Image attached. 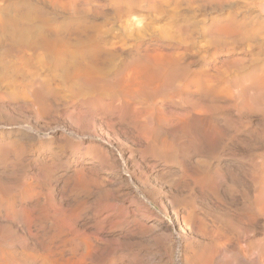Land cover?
I'll return each instance as SVG.
<instances>
[{
    "label": "rangeland",
    "instance_id": "1",
    "mask_svg": "<svg viewBox=\"0 0 264 264\" xmlns=\"http://www.w3.org/2000/svg\"><path fill=\"white\" fill-rule=\"evenodd\" d=\"M60 1H63V0H60ZM65 1L69 2L70 0H64L62 3H65ZM98 1L102 2V4L103 3L105 4V0H98ZM147 1H149V0H144V2H147ZM191 1H193L194 3L190 2V0H186L185 1L186 4L182 1H180L181 3L179 2L180 3L179 5H181V6L178 5L179 7L178 6L173 7L174 5H172L171 3H169L168 5H164L165 7L162 6L163 10L165 8V11H166V7L168 8V6L172 8V9L171 8L167 9L168 10V11H166L167 14L164 12L165 19L169 15H171L172 13L178 12V13L172 15L174 17H177V19L179 20V21H177L178 24L177 23L175 24V26L178 25V27H175V28H180V31L181 30L183 32L185 31V33L188 34L189 45H186V46H185V44H181L179 46L175 45V48L171 51L175 52L174 55H176V53L179 51V55L177 53L176 58H177L180 65H183V66L185 65L186 67L189 66V68L188 67L187 68H188V74H190V75H187L185 77V80L183 78V79H180L181 81H179V82L176 81V84L174 83L173 87L171 89H169L168 91H164V92L160 91L159 93L156 92L155 96L153 95V96H151L152 98L151 97L148 99L146 98V100L143 98V105L147 106L146 108L149 111L151 109L150 112L153 111L151 114L154 115L155 111L158 109L156 111V114L160 110L158 115L160 114V116L163 117L161 120H157L154 116H153V118L152 117L149 118L146 125L150 126V124H151L152 126L145 127L144 129H147V130L149 129V130L143 131L144 130L143 129L142 130L143 133H141L139 128H138V132H137L136 127H139V126H136L135 123L131 124L130 122H127V118L123 116L122 110L116 111V110H114V108L111 107L110 100L113 97L115 98V96L113 94H111L109 92H103V91L100 92V90H98V92L96 93V91H94L93 89L92 90L89 89L88 85L83 84V81H82L83 76L77 75V74L73 75L72 69L68 68L69 69L68 70L67 67L65 68V66H63V65L62 66L64 68L59 67V66H61V64L60 65L57 64L58 66L57 65L55 66L53 62H50L48 60H47V62L46 61L40 62V61H37L36 59L32 60L33 62L30 61L29 63L26 61H22V62L20 60L18 61L16 58H14V56H12L13 54L11 52L12 51L11 48L13 46H11L9 42H5L8 39L5 38L3 40V38L2 39L0 38V40H1L0 41V49H2V51L0 50V54L2 55V56L0 55L1 56V58H0V72H1L0 73V96L1 97L0 98H3V99H0V147H1L0 148V151H1L0 152V166H2V167H0V171L4 172V173L2 172V174H5V172H6V174L8 172H11V173L7 174V175H9L8 177L6 174H5L6 176L0 174L1 175L0 177L3 176V178L9 179L10 181H14V179L19 180V179H22V177H25V178H23V180H27V181L33 180V182L35 181L34 183L36 185L38 184L37 189L39 188L38 189L39 200L41 199L40 201L42 202V201L46 200L47 197L50 198L51 204L54 202V204L52 206L55 205L54 206L55 208H53V207L52 208H53V211L55 209L54 213L56 216H58L57 213H59L62 210L61 208L66 207V209L68 211V216H69V218H67V219H69V222H67L66 224L70 230V235H73V236L69 235V237H70L69 241H71V242L68 241V244H67L68 247H66V253H65L66 255L64 256V258L65 259L68 258L67 259L68 261L65 262V264H83V263L84 264H108V260H111V258H113V262L111 264H178L179 262H178L177 248H176V242H177L176 240L177 239H176V235L174 234V232H176L177 236L179 235V240L182 241L181 243H183V241H184L183 244H186L187 246H191L194 251L198 252V255H199L198 262L208 261L209 260L208 255L205 252H202V247H201V249H198V248H200V245L201 246L203 245L202 243L205 244V243H207V240H209L208 238L210 236L208 234L211 233V231L208 230L209 227H210V230H212L215 227H223L224 226V231H226L227 228L229 227L228 225H230V218H228L224 212H226V210L231 211V214L233 212V215H235L237 212L234 210L233 207H229L230 204L228 203L229 202L228 194H225L224 196H226V195L227 196L223 198V197H214L213 193L205 192V190L199 191L200 182H198V180H197V182H196L197 187L194 189L195 191L193 190L194 195L187 193L185 195V198H186L185 200L187 201V203H189L188 205L194 206L195 203L197 204L193 208V214L195 216L199 217L198 219H200V220L205 219L203 221L205 223V225H204V223L200 224V221L199 222L197 221L195 223L192 231L183 230V229H181L182 226H176L175 225L172 228L167 226V223L164 219V216H167V217L171 216L172 217L174 215V212L170 208L171 202L174 201L176 204H178V203L181 204L180 203L181 193L179 191L180 190L179 188H181V185H182L181 180L182 179H180V177H185V182H187V183L189 182L191 184L192 180H194L196 177H198V171L197 170L202 169V167H201L202 163L201 162L205 159H208L209 169L213 168L212 170H214L216 167H218L216 169H217L218 173L220 171L219 174H224V175L227 174L228 176H229V174H230V176H232L233 175L232 172L236 173L235 175L237 176V178L245 181L246 189L249 190V192H250L252 189V186L250 184V180H248L249 179V173L251 170L250 164L256 159L255 160L256 162L259 161L257 163L260 166V171H262V173L260 172V175L263 174L262 176H263V180H264V170H263L264 169V166H263L264 165V161H263L264 160V107L262 108V106H264V93H260L259 87L258 86L255 87V84H253V82H252L253 76L258 74L261 70H264V42H258L257 45L255 43H248V44L245 43L242 46H231V47L229 45H227V47H226V45H225L221 49H216V48L210 46L206 42V41H208V39L206 40V33H204L205 37L200 36L199 34L197 36V34H196V33L200 32V31L197 32V30H198L197 28H199L201 25L203 26V28L205 27L204 28V31H205L206 27H209V24H208L209 22L211 23L212 21H215V20L219 21V20H221V17L226 18L228 14L234 15L235 17H237V19L241 20L245 15H248V14H251L252 16L256 15L258 13L257 9L249 10V7L247 6L248 0H226V1H224V0H219V1L218 0H191ZM187 2L189 3V5L187 4ZM222 2H224V3H222ZM196 3L202 4V7L200 10L195 9V6L192 7V5H195ZM145 6L148 8L147 4H145ZM183 6H185V8ZM146 7L137 13V14H139L138 18L141 17V19H142V21H141L142 24H146V23L149 24V21H147L148 11H144V10H146ZM187 7L189 9H187ZM173 8H175V9H173ZM190 8L192 10H190ZM172 10H174L175 12H173ZM180 10H182V11H180ZM105 13L107 15V17H106L107 21L105 22V24H104L105 20L102 18L101 19L96 18V20L95 19L93 20L95 23L101 22L100 24H104L102 27V29H104V30L113 27V30H116L118 32L119 28L121 27L125 32L127 31L126 32V34H127L131 30H133L132 28H135L134 26L137 27V25L133 26V24H130V23L127 24V22H125V17L122 18V20H121L122 23L116 21V19L114 18L115 17L114 13L111 10H109V8H106ZM169 13H171V14H169ZM183 13H186V14L184 16H182ZM193 13H195V14H193ZM235 13H237V14H235ZM144 14H146V16ZM191 14H193V16H191ZM224 14H225V16H224ZM221 15H223L224 17ZM91 16L92 15H90V14L87 16V19L88 20L90 19V21L92 20ZM111 16H113V18ZM186 18L188 20L190 18V20L188 21ZM208 18H210V19H208ZM136 20L137 19H134V22ZM198 20L203 21L202 22L203 24L201 23V21H198ZM163 21L166 22L165 20H163ZM193 21H195V23ZM114 22H115V24H114ZM187 22H189V23H187ZM190 22H191V24H190ZM112 23L114 26L112 25ZM161 23H162V21L160 23L154 24V26L156 28L153 25L151 26V28H153L154 30L155 29L157 30L162 26ZM192 23L194 25H192ZM141 25H139V27ZM157 25H160V26H157ZM191 25L193 26V28ZM185 26H187V27H185ZM193 30H195V33ZM116 31H113V32L116 33ZM191 31H193V32H191ZM190 32H191V38H190ZM181 33L182 32H180V34ZM204 38H205V40H204ZM124 40H126V38H124V39L121 37L116 38V41H119L118 43H120L119 45L123 46L124 44L126 45V43H127L128 45H126V46L124 45L123 47L126 50H128L130 43L132 44V42H131L132 39L128 38L127 42ZM148 40L149 39H147V37L144 38L143 39L144 44H153L154 43V42L152 43V41L149 42ZM195 40L197 43H195ZM1 42L3 43V47L1 46V44H2ZM192 42L195 45H193ZM206 43H207V46L205 45ZM204 46L207 47L208 49L207 48L205 49ZM181 47H184V48H181ZM3 48H5V50ZM7 48H8V50H7ZM124 48H123V50H125ZM209 49L212 52L211 51L208 52ZM175 50L176 51L178 50V51L176 52ZM206 50H207V52H206ZM229 50H231V51H229ZM237 50L239 51L238 53H237ZM202 51H204V52H202ZM7 53H8L10 58L7 56ZM182 54H183L184 58H183ZM184 54H187V55L189 54V55L187 56ZM126 55L127 54H125V53H120V54L116 53L114 55V57L112 59H110V62L106 61L103 63L104 65L101 64L100 69H102L103 74L107 77L112 75V73L115 72L116 67L119 66V65H117L119 63V61L123 57H125V59L126 58L128 59V55L127 56ZM6 56H7V58H6ZM234 56H236V57H234ZM179 58L182 60V62H181V60L179 61ZM112 60H114V61H112ZM115 60L116 61L119 60V61H117L118 63ZM113 62H115V63H113ZM186 62H187V65H186ZM6 63H8V64H6ZM26 63L28 64V66L25 65ZM46 63H48V64H46ZM108 63H112L116 67L113 65L108 67L110 65ZM213 63L214 64L216 63V65H214ZM3 65L5 66V68ZM7 65L8 66L12 65V67L9 66L7 69V67H6ZM205 65L209 66V68L207 69V67ZM217 65L219 67H221L220 68V69H222L221 72L218 69L219 67ZM37 66H39V67H37ZM50 66H51V68L53 67L52 69L55 70V72L57 69V72L55 73L50 68ZM14 67L17 70H15ZM54 67H58V68H54ZM104 67L106 70L104 69ZM210 67H212V68H210ZM12 68H14V69H12ZM46 68H49V69H46ZM60 68H62L63 70ZM22 69H24V71L26 70V73H23ZM30 69L31 70L33 69V70L31 71ZM36 69H38V70H36ZM66 69H67V71H66ZM111 69H112V71H111ZM113 69H114V71H113ZM199 69H200V71H199ZM202 69H203V71L205 69L207 71L205 70L206 72H203ZM209 69L211 71H212V69H214L215 70V71L213 70L214 73L216 72L215 75H213L214 74V73H212L213 71L211 72ZM19 70H21V71H19ZM50 70H51L53 75L50 73ZM216 70L219 71V73ZM27 71H28V73H27ZM30 71H31V73H30ZM61 71H62V73H61ZM11 72L13 73V75H11L12 74ZM59 72H60L61 76H60ZM193 72H195V73H193ZM201 72H203L204 74ZM222 72H226V73H222ZM9 73H11V74H9ZM45 73H47V74H45ZM108 73H110V74H108ZM192 73H193V75H192ZM6 74H7V76H6ZM57 74L59 76H57ZM201 74H203L202 78H200ZM206 74L212 75L214 77L212 78V76H210L209 79L212 78V80H209L206 78L209 75L207 76ZM217 74L219 76H217ZM226 74H228V75L225 76ZM22 75H25L24 77H28L27 81H26V78L24 79V77ZM27 75H29V76H27ZM38 75H41V76H38ZM54 75H56V77H59V78L55 79L56 77ZM194 75L195 76L200 75V77L199 76L194 77ZM220 75H222L223 78H221ZM14 76H16V77L14 78ZM204 76H205V79H204ZM19 77H20V79H19ZM40 77H41V79H40ZM70 77H72V78H70ZM215 77L218 80H216ZM44 78H45V80H44ZM48 78H50V79H48ZM219 78H221V79H219ZM225 78H226V80H225ZM243 78H246L247 80L243 79ZM28 79H30V80H28ZM51 79L55 80L56 82L51 80ZM7 80H8V82H7ZM14 81H16V82L19 81L20 82V83H18L19 86H17L18 84ZM48 81H51V83L49 82L50 85L54 84L53 87H50V85L48 84ZM190 81H192V82H190ZM207 81H210V82H207ZM218 81H220V82H218ZM227 81L230 84H228ZM231 81H233V83H231ZM26 82H28L29 84ZM60 82H62V83L60 84ZM185 82L186 83L188 82V83L186 84ZM204 82H207V83L204 84ZM213 82H215V84ZM222 82H223V84H225V85L227 84L228 86L227 85L222 86L223 85ZM65 83H68V85H66ZM25 84H27V85H25ZM183 84H185L184 86L187 89L184 88ZM197 84H198V86H197ZM206 84L208 86H206ZM213 84H214V86H212ZM219 84L221 85L220 87H219ZM55 85H57V86H55ZM215 85H216V87H215ZM231 85H232V88H230ZM195 86L197 89L195 88ZM237 86L239 87V90L237 89L238 88ZM247 86H248V88H247ZM72 87H74V88H72ZM203 88H205V89H203ZM208 88H209L208 91H209V95H210L211 99L208 97L205 100L206 103H204V105H206V106L201 104V106H204L205 108L204 107L201 108V106H200L199 109L200 110L203 109V111L201 110V112H205V113L208 110V112L210 114L207 112L206 114L202 113L200 115V118L198 117L199 115L197 117H195L196 115L195 116L193 115V117H192L189 113V112H191L190 110H193L192 109L193 107L196 108L195 107L196 106L195 101L197 102V99L201 98L200 95H201L202 91L204 92ZM212 88H215V89H212ZM233 88H235V89H233ZM57 89H59L60 91ZM172 89L175 91H173ZM191 89L196 90V92H194V90H191ZM200 89L202 91H200ZM218 89H219V93L217 91ZM221 89H224L225 91H223ZM231 89H233V90H231ZM243 89H245V90H243ZM48 90H50L51 92L49 91V93H47ZM84 90L86 91V93L84 92ZM20 91H22V92H20ZM172 91H173V94H172ZM185 91L186 92L191 91V92L185 93ZM198 91L200 93H198ZM212 91L215 93L217 91V94L219 96H217V95L215 96V94ZM222 91H223V94L221 93ZM235 91H236V93H235ZM242 91H244V92L242 93ZM161 92H162V94H161ZM167 92L170 93L169 95L172 94L173 96L167 95L168 94ZM18 93H20V94H18ZM66 93H68V94H66ZM174 93H176V95ZM179 93H180V95H179ZM184 93L189 97H187ZM58 94H60V95H58ZM85 94H87V96ZM5 95L7 97H5ZM32 95H34V96H32ZM54 95H56V96L54 97ZM99 95H100V98H99ZM182 95H185L184 97L186 98V100ZM203 95H205V92L202 93L201 96H203ZM212 95H214V97H216V98H214V97L212 98ZM221 95L222 96L224 95V96L222 97ZM61 96H63V97H61ZM225 96H226V99L228 98L229 102H231V103H228V100L225 99ZM15 97H17V99ZM90 97H91V99H90ZM92 97H94V98H92ZM170 97H172V98H170ZM19 98H20V100H19ZM193 98H196V100ZM220 98H223L225 100L224 101L225 104L221 103L223 105L222 108H221V105L218 106V102L219 103L223 102V99H220ZM232 98H234V99H232ZM12 99L14 101H12ZM47 99L48 100L51 99V100L48 101ZM52 99H55V100H52ZM75 99H76V102L74 101ZM175 99H181V100L178 101ZM182 99H184L185 102ZM187 99L192 101V102H193V100H195L193 102L194 104L193 103L190 104L191 102L189 104H187V101H188ZM230 99H231V101H230ZM15 100H18V101H15ZM101 100H103V101H101ZM212 100L213 101L215 100L214 103ZM51 101H52V103H51ZM98 101H101L102 103L101 102L98 103ZM145 101H147V102H145ZM169 101L172 103V105ZM202 101L204 102V100H201L200 102L203 103ZM216 101H217V103H216ZM82 102H83V104H82ZM247 102H248V105H247L248 109H247V107H245ZM20 103L21 104L23 103L22 104L23 106ZM29 103H31V104L29 105ZM96 103H98V104H96ZM146 103H148V104H146ZM175 103H177V104L175 105ZM15 104L17 105V108L13 107V105H15ZM19 104L21 107L18 106ZM161 104L163 106H165L166 108L165 107L163 108L161 106ZM178 104H180L181 107ZM183 104H185V105H183ZM229 104H236V105L231 106ZM34 106H35V109L37 110V112L34 109ZM99 106H101V107H99ZM171 106H173V107H171ZM182 106H183V108H182ZM18 107H20V108H18ZM24 107H26V108H24ZM104 107H106V108H104ZM217 107L221 108V110L223 109V111H221ZM3 108H5V109H3ZM44 108H46V110ZM102 108H103V110L101 111ZM164 109L166 110V113H167V111H170V112H168L166 114ZM187 109H188V111H187ZM235 109L237 110V112ZM2 110H3V112H2ZM162 110H164V112H162ZM182 110L185 113H183ZM219 110L221 111L220 113H218ZM105 111L107 113L109 112L108 113L109 116L107 115V113H105ZM114 111H115V113L116 112H118V113L115 114ZM4 112H6V113H4ZM18 112L20 113L21 117L19 116ZM35 112H36V114H34ZM172 112H173V114H172ZM187 112L190 115L189 117H188ZM213 112H215V113H213ZM245 112H247V113H245ZM28 113H30L31 115L33 114L32 115L33 118ZM110 113H112V114H110ZM212 113L215 114L216 116L213 115ZM23 114L26 117H24ZM114 114L116 115V117ZM169 114H171V117L168 116ZM177 114H179L178 115L179 117L177 116ZM184 114L187 116H185ZM208 114H209V116H208ZM8 115H9V117H8ZM210 115H212L214 117H212ZM181 116L184 117V119H181L182 118ZM164 117L165 118L170 117L171 119L167 118V119H165V122H164ZM174 117L175 118L178 117L177 118L178 120L176 119L177 121L181 120V121H179L180 124H178L179 122L175 121ZM223 117L224 118L226 117L225 118L226 120L223 119ZM36 118H38L37 119L38 121L36 120ZM108 118L110 119V121H108ZM114 118L116 119V122L114 121L115 120ZM201 118L202 119L205 118V119L202 120ZM211 118L213 120H215L214 124H215V122L218 123L217 126H216V124L215 125L213 124V126L211 125L213 123L212 122L213 120ZM30 119H31V121H30ZM153 119H154V122H153ZM169 120H170V123H168ZM200 120H202V121H204V123H206L205 125H204V123L201 125L203 126L204 129L207 130V133H205L206 130H203V128L199 126L200 123H202V122H200ZM210 120H212V121H210ZM196 121L199 124H197ZM231 121L235 126H238L237 128H240V129H238L240 131H238L234 125L230 124ZM111 122L114 125H112ZM155 122H157V123H155ZM158 122H159V124H158ZM183 122H184V124H183ZM226 122H228V123L226 124ZM105 123L108 127L105 125ZM109 123H111L110 126L108 125ZM163 123L165 124V126ZM171 123H173V124H171ZM175 123H177V124H175ZM188 123H190V124H188ZM209 123H211V124L209 125ZM170 124H171V126H169ZM153 125H155V126H153ZM173 125H174V127H173L174 129L172 128ZM182 125H184V127ZM196 125L199 127H197ZM226 125L227 126L228 125L234 126V128L231 126H230L231 128L229 126L227 127ZM28 126H30V127L32 126V128L33 127L34 128L31 129ZM118 126H120V127H118ZM156 126L158 127V129L155 128ZM193 126H195V127L193 128ZM221 126H222V129H221ZM128 127L130 128V130ZM152 127H154L155 129ZM127 128H128V130H127ZM168 128L170 130H173V131L168 130ZM183 128H185V129H183ZM216 128H218V130ZM227 128L230 130H228ZM162 129H163V131H162ZM181 129H183V130H181ZM188 129H189V131H188ZM193 129L198 130L200 132H198V131L194 132ZM210 129H212L213 131L210 132ZM132 130L133 131L135 130L136 132H133ZM154 130H155V132H154ZM175 130H177V131H175ZM184 130H186V132ZM215 130H216V133H215ZM183 131H184V134H183ZM190 131L194 132L195 134L190 132ZM201 131H203L202 136L200 134ZM229 131H231V132H229ZM153 132L155 134H153ZM164 132H168V133H164ZM180 132H181V134H180ZM212 132H213V134L215 133V135H213ZM217 132H219L220 134ZM224 132L225 133L227 132V134L225 135ZM247 132H249L250 134ZM158 133H159V135H158ZM169 133H171L170 135H172V133H173V135L170 136ZM189 133L192 135L190 136ZM134 134H136V135H134ZM142 134H143V136H142ZM151 134L153 136H151ZM196 134H198V135H196ZM232 134H233V136H232ZM235 134L238 136V138L236 137ZM260 134L262 137L259 136V139H258L255 135H260ZM129 135L131 138H128ZM156 135H158V136H156ZM179 135H181V136H179ZM186 135L188 137H186ZM199 135L203 138V142H202V139ZM221 135H223V138L226 137L225 140L223 138H221L222 137ZM229 135H230L231 139L229 138ZM245 135H246V137H245ZM253 135L255 136V139L257 138L258 141L257 140L255 141ZM166 136H168V137H166ZM195 136H197L199 139L197 137L195 138ZM99 137H100V139H99ZM155 137H157V140L155 139ZM250 137L251 138L253 137V138L251 139ZM141 138H143V139H141ZM160 138L161 139L165 138L164 141L165 140H167V141L164 142ZM182 138L185 139L184 140L185 142L182 141L183 140ZM212 138H214V139H212ZM220 138L222 139V141L224 140V143L227 142L226 143L227 145H229V146L231 145L230 146L231 148L229 147L230 149L227 153H226V151L224 153H222L221 150L218 151L219 149H221V147L224 144L222 142V143H220V145H222V146L219 145V142H221ZM227 138H229V139H227ZM240 138H243V139L248 138L247 140H249V141H247L245 139H244V141H247V143H249V146L246 145V142L243 143V140ZM129 139L130 140L132 139V140L130 141ZM139 139H141V141ZM194 139L195 140L197 139V141L200 140V141H198L200 143H198V145H197V141L195 142ZM237 139H240V140H237ZM152 140H154L155 142ZM231 140H232V143H231ZM160 141H162V142L160 143ZM191 141H193L195 143L197 148L194 145V143H192ZM214 141L218 142V143H215ZM236 141L237 142L240 141L242 143V145L240 142L237 143ZM250 141L252 142L253 147L257 145L256 147H254L255 149L252 147V145H250V143H251ZM261 141H263V144ZM156 143H157V145H156ZM191 143H192V145H191ZM202 143H204V145H205L204 147H206L207 143H208L207 148H210V149L202 147L203 146ZM233 143H235V145L237 143V145L233 146ZM198 146L200 148H198ZM251 147L253 148V150ZM256 148H260L259 149L260 151L258 152V149H256ZM131 149H133V152ZM198 149H199V151H198ZM205 149H207V150H205ZM202 150H204V151H202ZM136 151H138V152H136ZM139 151H140V153H139ZM141 151L143 152V154ZM205 151H207V152H205ZM204 152L208 154V157L212 156L211 159H209L207 157V154H205ZM229 152H231L232 154ZM252 152H254L255 154ZM97 153H98V155H97ZM131 154H133L134 156ZM138 154H140V155H138ZM197 154H198V156H197ZM94 155L97 157H95ZM203 155H205L206 157L204 158ZM261 158H263V159H261ZM189 162L190 163L192 162V163L190 164ZM197 162H199V163H197ZM199 164H201V165H199ZM26 165H28V166H26ZM188 165H190V166H188ZM193 165H194V167H193ZM248 165H249V167H248ZM9 166H11V167H9ZM196 166L198 169L196 168ZM199 166L201 168H199ZM184 167H185V169H184ZM189 167L190 168L192 167V169H190ZM43 169H45L46 171ZM179 169H181V170H179ZM226 169L228 170L229 174L227 173ZM229 169L231 170V172ZM159 171L161 172V174ZM179 171H181V173L184 171L182 173L183 175ZM248 171H249V173H248ZM162 172L163 173L167 172V174L164 173L165 174L164 175ZM188 172L191 173L192 177H194V176H196V177L192 178L189 175L190 173H188ZM20 173H22V174H20ZM35 173L38 174V176ZM171 173H172V175H171ZM194 173H195V175H192ZM10 174H12V175L10 176ZM185 174H186V176H185ZM25 175H27V176H25ZM170 175L171 176L175 175V176H173L174 177L173 178ZM20 176H22V177H20ZM230 176L229 177L226 176L227 182H229L228 179L230 180L232 178ZM37 177H39V178H37ZM161 177H163V178H161ZM242 177H244V178H242ZM28 178H30V179H28ZM171 178H173V179L171 180ZM188 178H191V179H188ZM40 179H41V182H40ZM189 180H191V182ZM230 182H231V180H230ZM45 184H47V185H45ZM175 184H176V186H175ZM39 185H40V187H39ZM130 185H132V186H130ZM260 185H261L260 188L263 187L262 190H264V182H262ZM177 187H178V189H177ZM171 188H173V189H171ZM168 189H169V191H168ZM175 190H176V192H175ZM187 190H188V188H187ZM187 190H185L184 194L186 193ZM237 190H238V192L236 194H234V198L236 200L240 199V194H241V192L239 191V188H237ZM50 192H51V194H50ZM203 192L205 194L204 197L202 196ZM172 193L174 195H172ZM44 194H46V196ZM184 194H183V196H184ZM188 196H190V198H188ZM192 196L194 199L197 200V201L196 200L194 201L195 203L191 202L194 200V199L191 200ZM194 196H196V197H194ZM197 196H198V198H197ZM171 197H174V198L171 199ZM212 197H213V199H212ZM218 198L220 200H218ZM189 200H191V201H189ZM149 203H152L153 206L148 207L149 205H147V204H149ZM58 206L61 207V208L59 207L60 210L58 209ZM146 206H147V209H146ZM196 206L197 207L199 206L198 209L196 208ZM195 209L197 211H194ZM172 212H173V215H172ZM178 212L179 213L182 212L180 208H178ZM234 212H236V213H234ZM97 213H99V214H97ZM208 213H210V214H208ZM111 215H115V217H114L115 220L111 217ZM214 215L217 217H214ZM225 216L228 219L227 221H226ZM59 218L57 217V219H59ZM106 218H109L110 220L112 219L113 221L116 222V223L114 222L116 225H114V227H113V229L114 228L115 229L114 230L111 229L113 236H111V235L107 236L104 234L108 229V227H106L107 229L104 228L107 224V221L105 220ZM124 222H125L126 226L124 225ZM259 222L260 223H258V226H257L258 228H256V230H258V231H256V230H255V232L254 231L253 232L248 231L249 232V233L247 232L248 235L246 233V234L242 235V238L245 237L246 239H249V240H255V239L263 238L264 237V228H263L264 227V219H260ZM99 223H101V225H99ZM197 223H199V225ZM196 224H197V228H196ZM259 224H261L263 227L261 225H260L261 226L260 227ZM70 225H71V228H70ZM206 225L208 226V229H207ZM74 226H75V228H74ZM99 226H101V227H99ZM201 226H204L206 228L205 230H206L207 234H205L204 233L205 231L203 232V230L200 234L198 233V232H200ZM72 228H73V230H72ZM260 230H261V232H260ZM71 231L74 233H72ZM188 232H190V233H188ZM203 234L208 235V237L206 236L207 237L206 238L205 235H203ZM85 243L87 244V246ZM199 243H200V245H199ZM90 247H92V248H90ZM108 249L109 250L111 249V250L109 251ZM112 249H113V251H112ZM96 250H97V252H96ZM75 251H76V253H75ZM98 251H100V252H98ZM102 251L104 253H102ZM68 252L71 255H69ZM111 252L113 253V257H111L112 256ZM98 253L100 254L101 257H99L97 255ZM56 255L57 256L59 255L58 252L56 253ZM56 255H55V257H56ZM108 255L109 256L111 255V256L109 257ZM106 256H108V257H106ZM104 258H106V259H104ZM257 258L258 257L256 255H253V256L247 258L245 261L241 260V264H245V263L246 264H256ZM55 259L59 260L61 258H59V256H58ZM103 259L106 261H104ZM223 260L224 259H222V256H217L215 258L216 262L214 260H213V262L218 264V263H220V261L222 262ZM228 260H229V258H228ZM251 261H253V262H251ZM198 262L197 263L195 262L194 264H198ZM37 264H39V263H37ZM190 264H192V263H190Z\"/></svg>",
    "mask_w": 264,
    "mask_h": 264
},
{
    "label": "bare ground",
    "instance_id": "2",
    "mask_svg": "<svg viewBox=\"0 0 264 264\" xmlns=\"http://www.w3.org/2000/svg\"><path fill=\"white\" fill-rule=\"evenodd\" d=\"M64 1V0H63ZM63 1H60V0H0V38L3 40L6 38L8 39L7 41L5 42H9L11 46H13L11 48V52H12V56H14V58H16L18 61L20 60L21 62L22 61H26V62H30L32 60H37V61H40V62H47L50 61V62H53L54 65L56 66L57 64H61V66L59 67H62L64 68L63 66H65V68L67 67V69H72V74H77V75H81L83 76L82 77V81H83V84H86L89 86V89H93L94 91H96V93L98 92V90L103 91V92H109L111 94H113L115 96V98L113 97L111 100H110V105L112 108H114V110H122L123 111V116L127 118V122H130L131 124L135 123L136 126H139V127H136L137 129V132H138V128L139 130L142 132V130L145 128V127H148L146 124H147V121L149 118H153V116L157 119V120H161L163 117L160 116V114L158 115V113L156 114V110L155 111V114H151L152 112L151 109L150 111L146 108L147 106H144L143 105V98L146 100V98H150L151 96H155V93L156 92H164V91H168L169 89H171L173 87V84L175 83L176 84V81L179 82L181 81L180 79H183L185 80V77L187 75H190L188 74V68L189 66H183V65H180L178 60H177V53L179 55V51L177 52L176 50V55H174L175 52H172L171 50H173L175 48V45H181V44H185L186 45H189L188 43V40H189V37H188V34L185 33V31L183 32L182 30L180 31V28H175V27H178L175 26V24L177 23V21H179L177 19V17H174L172 16L173 14H176V13H169L171 15H167L168 17L165 19V16H164V12L166 13V11H168L167 9L168 8H171L168 6V8L166 7V11H165V8L163 10L162 6L165 7L164 5H168L169 3H171L172 5H174L173 7H177L182 1L186 4V0H149L147 2H144V0H105V4L102 2H99L98 0H70L69 2L65 1V3H62ZM219 1V0H218ZM226 1V0H224ZM180 2V3H179ZM190 2H193L190 0ZM204 2V1H203ZM206 2V1H205ZM208 2V1H207ZM221 2V1H220ZM247 2V1H246ZM194 3V2H193ZM224 3V2H222ZM145 4H147L148 8L145 6ZM187 4L189 5V3L187 2ZM226 5V4H225ZM171 6V5H170ZM181 6V5H179ZM178 6V7H179ZM186 6V5H185ZM185 6H183L185 8ZM195 6V9L197 10H200L201 7H202V4L201 3H196L195 5H192V7ZM247 6L249 7V10H255L257 9V14L256 15H251V14H248V15H245L241 20L240 19H237V17H235L234 15H227L226 18H222L221 17V20L219 21H212L211 23L209 22V27H206L205 31H204V28L203 26L201 25L199 28H197V32L199 33H196L197 36L198 34L200 36H204V33H206V40L208 39V41H206L210 46L216 48V49H221L223 46L226 45H229L230 47L231 46H242L244 45L245 43L248 44V43H255L257 45L258 42H264V0H248L247 2ZM146 7V10L144 11H148V19L147 21H149V24L146 23V24H142V19L141 17L138 18V15L137 14L140 10L144 9ZM247 7V8H248ZM106 8H109V10H111L113 13H114V18L116 19V21L118 22H121L122 18L125 17V22H127V24H133L134 25H137L134 26L135 28H132L133 30H131L130 32H128L126 34V32L120 27L118 32L116 30H113V27L112 28H108V29H102L103 25L105 24V22L107 21L106 17V13H105V10ZM172 9V8H171ZM175 9V8H173ZM187 9H189L187 7ZM179 10V9H178ZM190 10H192L190 8ZM170 11V10H169ZM173 12H175L174 10H172ZM182 11V10H180ZM194 11V10H193ZM192 11V12H193ZM221 11V10H220ZM180 13V12H179ZM196 13V12H195ZM193 13V14H195ZM202 13V12H201ZM220 13V12H219ZM224 13V12H223ZM233 13V12H232ZM92 15L91 18L92 20L90 21V19L88 20L87 19V16L88 15ZM167 14V13H166ZM186 13H183L182 16H184ZM193 14H191V16H193ZM237 14V13H235ZM106 15V16H105ZM146 16V14H144ZM180 15V16H181ZM188 15V14H187ZM201 15V14H200ZM190 16V15H189ZM190 16V17H191ZM209 16V15H208ZM213 16V15H212ZM223 16V15H221ZM225 16V14H224ZM223 16V17H224ZM105 17V18H104ZM113 18V16H111ZM187 17V16H186ZM197 17V16H196ZM204 17V16H203ZM202 17V18H203ZM90 18V17H89ZM96 18H102L104 19V24H100V23H95L93 20ZM109 18V17H108ZM114 19V20H115ZM134 19H137L135 22H134ZM145 19V18H144ZM187 19V18H186ZM205 19V18H204ZM210 19V18H208ZM213 19V18H212ZM217 19V18H216ZM223 19V20H222ZM124 20V19H123ZM146 20V19H145ZM163 20H165L166 22H164ZM185 20V19H184ZM188 20V19H187ZM190 20V18H189ZM188 20V21H189ZM197 20V19H196ZM195 20V21H196ZM203 20V19H202ZM110 21V20H109ZM144 21V20H143ZM161 23V27L159 29H153L151 28V26L154 24H157V23ZM186 21V20H185ZM195 21H193L195 23ZM198 21H201V20H198ZM113 22V21H112ZM164 22V23H163ZM197 22V21H196ZM203 21H201L202 23ZM208 22V21H207ZM109 23V22H108ZM122 23V22H121ZM144 23V22H143ZM182 23V22H181ZM189 23V22H187ZM198 23V22H197ZM115 24V22H114ZM142 24V25H141ZM178 24V23H177ZM191 24V22H190ZM203 24V23H202ZM107 25V24H106ZM113 25V23H112ZM122 25V24H121ZM139 25H141L139 27ZM183 25V24H182ZM192 25H194L192 23ZM191 25V26H192ZM200 25V24H199ZM114 26V25H113ZM118 26V25H117ZM123 26V25H122ZM157 26H160V25H157ZM198 26V25H197ZM196 26V27H197ZM155 27V26H154ZM184 27V26H183ZM187 27V26H185ZM156 28V27H155ZM158 28V27H157ZM191 28V27H190ZM189 28V29H190ZM193 28V26H192ZM117 29V28H116ZM182 29V28H181ZM184 29V28H183ZM127 30V29H126ZM192 30V29H191ZM113 31H116V33H114ZM189 31V30H188ZM194 33H195V30H193ZM191 31V32H193ZM180 32H182L180 34ZM191 32H190V38H191ZM193 36V35H192ZM196 36V37H197ZM117 37H121V38H126V41L127 42V39H132L131 42L132 44L130 43L129 45V49L126 50L123 46L125 45H119L120 43H118L119 41H116V38ZM149 39L148 41H152L153 44H144L143 42V39L146 38ZM208 37V38H207ZM193 39V38H192ZM2 40V41H3ZM121 40V39H120ZM146 40V39H145ZM194 40V39H193ZM205 40V38H204ZM1 41V40H0ZM122 42V41H121ZM129 42V41H128ZM2 43V42H1ZM188 43V44H187ZM193 43V42H192ZM195 43L196 40H195ZM207 43L205 44L207 46ZM7 45V44H6ZM126 45H128L126 43ZM125 45V46H126ZM193 45H195L193 43ZM1 46L3 47V43L1 44ZM228 46V47H229ZM1 47V48H2ZM5 47V46H4ZM8 47V46H7ZM125 50H123V48ZM205 47V46H204ZM203 47V48H204ZM248 47V46H247ZM6 48V47H5ZM5 48H3L5 50ZM127 48V47H126ZM179 48V47H178ZM181 48H184V47H181ZM188 48V47H187ZM193 48V47H192ZM202 48V47H201ZM207 47H205L206 49ZM235 48V47H234ZM10 49V48H9ZM196 49V48H195ZM204 49V50H205ZM208 49V48H207ZM211 49V48H210ZM208 50L211 51V50ZM225 49V48H224ZM228 49V48H227ZM233 49V48H232ZM237 49V48H236ZM2 51V49H0ZM8 50V48H7ZM192 50V49H191ZM231 51V50H229ZM243 51V50H242ZM184 52V51H183ZM182 52V53H183ZM204 52V51H202ZM207 52V50H206ZM212 52V51H211ZM226 52V51H225ZM239 51L237 50V53ZM6 53V52H5ZM9 53V52H8ZM7 53V56L9 57ZM116 53H125L128 55V59L125 57H123L119 63L117 65L119 66H115L113 65L112 63H108L110 64L108 67H110L111 65L115 66L116 69H115V72L112 73V75H110L109 77L105 76L102 72V69H100V66L101 64L104 65L103 63L106 62V61H109L110 62V59H112L114 57V55ZM189 53V52H188ZM192 53V52H191ZM235 53V52H234ZM3 54V53H2ZM181 54V53H180ZM209 54V53H208ZM214 54V53H213ZM212 54V55H213ZM1 55V54H0ZM124 55V54H123ZM126 55V56H127ZM184 55H187V54H184ZM189 55V54H188ZM187 55V56H188ZM2 56V55H1ZM0 56V58H1ZM6 56V58H7ZM183 56V54H182ZM202 56V55H201ZM121 57V56H120ZM207 57V56H206ZM232 57V56H231ZM236 57V56H234ZM4 58V57H3ZM10 58V57H9ZM13 58V57H12ZM117 58V57H116ZM182 58V57H181ZM184 58V56H183ZM214 58V57H213ZM229 58V57H228ZM5 59V58H4ZM200 59V58H199ZM14 60V59H13ZM181 59L179 58V61ZM7 61V60H6ZM114 61V60H112ZM192 61V60H191ZM214 61V60H213ZM229 61V60H228ZM5 62V61H4ZM8 62V61H7ZM11 62V61H10ZM33 62V61H32ZM182 62V60H181ZM180 62V63H181ZM188 62V61H187ZM187 62H186V65H187ZM12 63V62H11ZM10 63V64H11ZM18 63V62H17ZM115 63V62H113ZM209 63V62H208ZM4 64V63H3ZM8 64V63H6ZM19 64V63H18ZM17 64V65H18ZM34 64V63H33ZM36 64V63H35ZM48 64V63H46ZM184 64V63H183ZM214 64V63H213ZM220 64V63H219ZM222 64V63H221ZM25 65L28 66V64L26 63ZM31 65V64H30ZM40 65V64H39ZM43 65V64H42ZM51 65V64H50ZM53 65V66H54ZM63 65V66H62ZM107 65V64H106ZM105 65V66H106ZM211 65V64H210ZM216 65V63L214 64ZM4 66V65H3ZM10 66V65H9ZM8 65L6 66L7 69L9 67ZM15 66V65H14ZM26 66V67H27ZM34 66V65H33ZM44 66V65H43ZM58 66V65H57ZM112 66V67H113ZM206 66V65H205ZM204 66V67H205ZM218 66V65H217ZM221 66V65H220ZM12 67V65L10 66ZM25 67V66H24ZM36 67V66H35ZM39 67V66H37ZM49 67V66H48ZM111 67V68H112ZM207 69L209 68V66H206ZM219 67V66H218ZM3 68V67H2ZM5 68V66H4ZM15 68V67H14ZM12 68V69H14ZM51 68V66H50ZM53 68V67H52ZM51 68V69H52ZM54 68H58V67H54ZM60 68V69H62ZM107 68V67H106ZM191 68V67H190ZM212 68V67H210ZM221 67H219L218 69H220ZM39 69V68H38ZM36 69V70H38ZM44 69V68H43ZM46 69H49V68H46ZM66 69V71H67ZM68 69V70H69ZM105 69V67H104ZM109 69V68H108ZM215 69V68H214ZM212 69V71L214 70ZM217 69V68H216ZM15 70H17L15 68ZM23 73H26V70L24 71V69H22ZM31 70V69H30ZM33 70V69H32ZM31 70V71H32ZM53 70V69H52ZM63 70V69H62ZM106 70V69H105ZM104 70V71H105ZM206 70V69H205ZM202 71L203 72H206V71ZM210 70V69H209ZM208 70V71H209ZM2 71V70H1ZM7 71V70H6ZM13 71V70H12ZM21 71V70H19ZM30 71V73H31ZM45 71V70H44ZM55 72V70H53ZM112 71V69H111ZM114 71V69H113ZM200 71V69H199ZM211 71V70H210ZM211 71V72H212ZM215 71V70H214ZM214 71L212 73H214ZM217 71V70H216ZM233 71V70H232ZM240 71V70H239ZM10 72V71H9ZM18 72V71H17ZM16 72V73H17ZM47 72V71H46ZM56 72H57V69H56ZM55 72V73H56ZM109 72V71H108ZM201 72V73H203ZM219 73V71H217ZM238 72V71H237ZM1 73V72H0ZM12 73V72H11ZM9 73V74H11ZM28 73V71H27ZM50 73L52 74L51 70H50ZM62 73V71H61ZM111 73V72H110ZM108 73V74H110ZM195 73V72H193ZM192 73V75H193ZM216 73V72H215ZM215 73L213 75H215ZM222 73H226V72H222ZM229 73V72H228ZM243 73V72H242ZM5 74V73H4ZM8 74V75H9ZM20 74V73H19ZM47 74V73H45ZM60 74V72H59ZM107 74V75H108ZM204 74V73H203ZM201 74V77L200 75H196V76H199L200 78H202V75ZM210 74V73H209ZM208 74V75H209ZM13 75V73L11 74ZM35 75V74H34ZM42 75V74H41ZM41 75H38V76H41ZM49 75V74H48ZM53 75V74H52ZM72 75V76H73ZM207 75V74H206ZM207 75V76H208ZM228 74H226L225 76H227ZM7 76V74H6ZM17 76V75H16ZM14 76V78L16 77ZM21 76V75H20ZM23 77L25 75H22ZM29 76V75H27ZM56 77V75H54ZM57 76H59L57 74ZM61 76V74H60ZM194 75V77H196ZM210 76L212 75H209L208 77H206L207 79L210 78ZM217 76H219L217 74ZM216 76V77H217ZM224 76V75H223ZM237 76V75H236ZM252 76V75H251ZM9 77V76H8ZM32 77V76H31ZM30 77V78H31ZM37 77V76H36ZM50 77V76H49ZM67 77V76H66ZM77 77V76H76ZM79 77V76H78ZM191 77V76H190ZM189 77V78H190ZM193 77V78H194ZM214 76H212L213 78ZM215 77V78H216ZM221 78L222 75H220ZM249 77V76H248ZM26 78V81H27V78L28 77H24V79ZM33 78V77H32ZM31 78V79H32ZM53 78V77H52ZM59 77H56L55 79H57ZM72 78V77H70ZM75 78V77H74ZM188 78V77H187ZM209 79V80H212ZM219 78V79H221ZM242 78V77H241ZM250 78V77H249ZM11 79V78H10ZM20 79V77H19ZM18 79V80H19ZM41 79V77H40ZM50 79V78H48ZM192 79V78H191ZM204 79H205V76H204ZM243 79H246V78H243ZM253 84H255V87L258 86L259 87V90H260V93H264V70H261L258 74H256L255 76H253ZM3 80V79H2ZM30 80V79H28ZM45 80V78H44ZM53 80V79H51ZM72 80V79H71ZM187 80V79H186ZM190 80V79H189ZM196 80V79H195ZM216 80H218L216 78ZM223 80V79H222ZM221 80V81H222ZM226 80V78H225ZM235 80V79H234ZM238 80V79H237ZM241 80V79H240ZM239 80V81H240ZM247 80V79H246ZM17 81V80H16ZM14 81V82H16ZM22 81V80H21ZM24 81V80H23ZM32 81V80H31ZM55 81V80H53ZM61 81V80H60ZM67 81V80H66ZM70 81V80H69ZM75 81V80H74ZM193 81V80H192ZM190 81V82H192ZM198 81V80H197ZM205 81V80H204ZM214 81V80H213ZM229 81V80H228ZM227 81V83H228ZM244 81V80H243ZM242 81V82H243ZM8 82V80H7ZM25 82V81H24ZM29 82V81H28ZM26 82V83H28ZM49 82L51 83V81H48V84ZM56 82V81H55ZM68 82V81H67ZM207 82H210V81H207ZM207 82H204L207 83ZM212 82V81H211ZM220 82V81H218ZM217 82V83H218ZM230 82V81H229ZM241 82V81H240ZM246 82V81H245ZM17 84L20 83L19 81L16 82ZM54 83V82H53ZM58 83V82H57ZM62 82H60L61 84ZM70 83V82H69ZM74 83V82H73ZM186 83V82H185ZM188 83V82H187ZM186 83V84H187ZM215 84V82H213ZM216 83V84H217ZM231 83H233V81H231ZM239 83V82H238ZM244 83V82H243ZM248 83V82H247ZM29 84V83H28ZM56 84V83H55ZM59 84V85H60ZM66 85H68V83H65ZM64 84V85H65ZM182 84V83H181ZM190 84V83H189ZM192 84V83H191ZM203 84V85H204ZM209 84V83H208ZM212 84V83H211ZM214 84L212 86H214ZM221 84V83H220ZM219 84V87L221 86ZM223 84V82H222ZM230 84V83H228ZM242 84V83H241ZM15 85V84H14ZM27 85V84H25ZM50 85V84H49ZM54 85V84H53ZM53 85L51 84L50 87H53ZM70 85V84H69ZM74 85V84H73ZM180 85V84H179ZM185 84H183L184 86ZM196 85V84H195ZM225 84H223L222 86H224ZM227 85V84H226ZM225 85V86H226ZM243 85V84H242ZM19 86V84L17 85ZM23 86V85H22ZM57 86V85H55ZM75 86V85H74ZM182 86V87H183ZM198 86V84H197ZM201 86V85H200ZM206 86H208L206 84ZM211 86V85H210ZM209 86V87H210ZM228 86V85H227ZM10 87V86H9ZM44 87V86H43ZM63 87V86H62ZM176 87V86H175ZM190 87V86H189ZM216 87V85H215ZM218 87V86H217ZM218 87V88H219ZM234 87V86H233ZM238 87V86H237ZM236 87V88H237ZM254 87V86H253ZM8 88V87H7ZM6 88V89H7ZM23 88V87H22ZM27 88V87H26ZM74 88V87H72ZM184 88H186L184 86ZM194 88V87H193ZM196 88V86H195ZM202 88V87H201ZM232 88V85L231 87ZM248 88V86H247ZM3 89V88H2ZM1 89V90H2ZM20 89V88H19ZM24 89V88H23ZM28 89V88H27ZM50 89V88H49ZM56 89V88H55ZM85 89V88H84ZM179 89V88H178ZM182 89V88H181ZM187 89V88H186ZM197 89V88H196ZM205 89V88H203ZM211 89V88H210ZM212 89H215V88H212ZM235 89V88H233ZM231 89V90H233ZM239 90V87L237 88ZM251 89V88H250ZM257 89V88H256ZM22 90V89H21ZM59 90V89H57ZM88 90V89H87ZM173 90V89H172ZM191 90H194V89H191ZM209 88L207 90H205V95L201 96L202 93H204L201 89L200 91H202L199 99H197V102L195 101L196 98H193L195 100H193V102L195 101V104H196V108H192L193 110H190L191 112L190 115L193 117V115L195 117H198L200 118V115L202 113H205V112H201V110L203 111V109H199V107L201 106V104L204 105L205 100L209 97L210 98V95H209ZM223 91H225L224 89H221ZM245 90V89H243ZM31 91V90H30ZM46 91V90H45ZM50 90L47 91V93H49ZM55 91V90H54ZM60 91V90H59ZM82 91V90H81ZM175 91V90H173ZM173 91H172V94H173ZM180 91V90H179ZM178 91V92H179ZM182 91V90H181ZM218 93H219V89L217 90ZM217 91L216 93L213 92L215 94V96H219L217 94ZM223 91L221 92L223 94ZM228 91V90H227ZM237 91V90H236ZM235 91V93H236ZM248 91V90H247ZM256 91V90H255ZM22 92V91H20ZM26 92V91H25ZM51 92V91H50ZM67 92V91H66ZM84 92L86 93V91L84 90ZM161 92V94H162ZM191 92V91H190ZM190 92H186L185 93H190ZM194 92H196V90H194ZM233 92V91H232ZM238 92V91H237ZM244 91H242L243 93ZM246 92V91H245ZM34 93V92H33ZM38 93V92H37ZM36 93V94H37ZM168 93V92H167ZM177 93V92H176ZM176 93H174L176 95ZM184 93V94H185ZM198 93H200L198 91ZM212 93V94H213ZM239 93V92H238ZM14 94V93H13ZM20 94V93H18ZM46 94V93H45ZM54 94V93H53ZM68 94V93H66ZM79 94V93H78ZM88 94V93H87ZM87 94H85L87 96ZM99 94V93H98ZM106 94V93H105ZM108 94V93H107ZM170 93H168L167 95H169ZM171 94V95H172ZM178 94V93H177ZM183 94V93H182ZM192 94V93H191ZM195 94V93H194ZM225 94V93H224ZM249 94V93H248ZM12 95V94H11ZM16 95V94H15ZM60 95V94H58ZM89 95V94H88ZM92 95V94H91ZM95 95V94H94ZM101 95V94H100ZM100 95H99V98H100ZM169 95V96H171ZM180 95V93H179ZM186 95V94H185ZM185 95H182L183 97ZM189 95V94H188ZM199 95V94H198ZM236 95V94H235ZM34 96V95H32ZM46 96V95H45ZM48 96V95H47ZM56 95H54L55 97ZM85 96V97H86ZM90 96V95H89ZM88 96V97H89ZM93 96V95H92ZM107 96V95H106ZM105 96V97H106ZM110 96V95H109ZM173 96V95H172ZM187 96V95H186ZM222 96V95H221ZM224 96V95H223ZM222 96V97H223ZM230 96V95H229ZM241 96V95H240ZM1 97V96H0ZM5 97H7L5 95ZM21 97V96H20ZM36 97V96H35ZM63 97V96H61ZM72 97V96H71ZM87 97V98H88ZM95 97V96H94ZM92 97V98H94ZM98 97V96H97ZM108 97V96H107ZM106 97V98H107ZM189 97V96H187ZM194 97V96H193ZM198 97V96H197ZM214 97V95H212V98ZM231 97V96H230ZM13 98V97H12ZM17 99V97H15ZM14 98V99H15ZM32 98V97H31ZM43 98V97H42ZM50 98V97H49ZM111 98V97H110ZM152 98V97H151ZM172 98V97H170ZM174 98V97H173ZM185 98V97H184ZM191 98V97H190ZM216 98V97H214ZM219 98V97H218ZM247 98V97H246ZM0 99H3V98H0ZM84 99V98H83ZM91 99V97H90ZM96 99V98H95ZM160 99V98H159ZM189 99V98H188ZM187 99V100H188ZM211 99V98H210ZM209 99V100H210ZM220 99H223V98H220ZM225 99H226V96H225ZM234 99V98H232ZM11 100V99H10ZM20 100V98H19ZM29 100V99H28ZM48 100V99H47ZM51 100V99H50ZM48 100V101H50ZM52 100H55V99H52ZM80 100V99H79ZM89 100V99H88ZM100 100V99H99ZM157 100V99H156ZM175 100H181V99H175ZM184 100V99H182ZM186 100V98H185ZM184 100V102H185ZM192 100V99H191ZM201 100H204L203 103H201L200 101ZM216 100V99H215ZM214 100V101H215ZM228 100V98L226 99ZM12 101H14L12 99ZM15 101H18V100H15ZM24 101V100H23ZM22 101V102H23ZM47 101V102H48ZM76 102V99L74 100ZM85 101V100H84ZM93 101V100H92ZM96 101V100H95ZM103 101V100H101ZM101 101H98L101 102ZM150 101V100H149ZM167 101V100H166ZM165 101V102H166ZM172 101V100H171ZM189 101V102H188ZM187 101V104H192L193 102L188 100ZM213 101V100H212ZM213 101V103H214ZM220 101V100H219ZM224 99H223V102H218V106L221 105V108H222V104L224 103ZM231 101V99H230ZM244 101V100H243ZM242 101V102H243ZM147 102V101H145ZM170 102V101H169ZM183 102V103H184ZM237 102V101H236ZM246 102V101H245ZM3 103V102H2ZM12 103V102H11ZM17 103V102H16ZM24 103V102H23ZM22 103V104H23ZM26 103V102H25ZM50 103V102H49ZM52 103V101H51ZM50 103V104H51ZM81 103V102H80ZM86 103V102H85ZM96 103V104H98ZM102 103V102H101ZM149 103V102H148ZM146 103V104H148ZM164 103V102H163ZM171 103V102H170ZM211 103V102H210ZM217 103V101H216ZM222 103V104H221ZM228 103H231L229 102L228 100ZM233 103V102H232ZM14 104V103H13ZM21 104V103H20ZM20 104L18 106H20ZM21 104V105H22ZM31 103H29L30 105ZM83 104V102H82ZM92 104V103H91ZM104 104V103H103ZM145 104V103H144ZM169 104V103H168ZM177 103H175L176 105ZM181 104V103H180ZM180 104H178L180 106ZM194 104V103H193ZM212 104V103H211ZM225 104V103H224ZM259 104V103H258ZM16 105V104H15ZM13 105V107L17 108V105L15 106ZM25 105V104H24ZM89 105V104H88ZM172 105V103H171ZM185 105V104H183ZM208 105V104H207ZM229 105H236V104H229ZM248 105V102L246 104L245 107H247ZM23 106V105H22ZM97 106V105H96ZM102 106V105H101ZM99 106V107H101ZM150 106V105H149ZM161 106L164 108L165 106H163L161 104ZM169 106V105H168ZM187 106V105H186ZM185 106V107H186ZM206 106V105H204ZM204 106H201L204 107ZM230 106V107H231ZM252 106V105H251ZM262 106V105H261ZM4 107V106H3ZM21 107V106H20ZM18 107V108H20ZM91 107V106H90ZM173 107V106H171ZM181 107V106H180ZM211 107V106H210ZM234 107V106H233ZM264 106H262L263 108ZM26 108V107H24ZM98 108V107H97ZM106 108V107H104ZM151 108V107H150ZM162 108V109H163ZM166 108V107H165ZM175 108V107H174ZM183 108V106H182ZM205 108V107H204ZM212 108V107H211ZM210 108V109H211ZM218 109L221 110V108L217 107ZM224 108V107H223ZM228 108V107H227ZM237 108V107H236ZM5 109V108H3ZM13 109V108H12ZM34 109H35V106H34ZM46 110V108H44ZM110 109V108H109ZM216 109V108H215ZM226 109V108H225ZM224 109V110H225ZM234 109V108H233ZM238 109V108H237ZM248 109V107H247ZM23 110V109H22ZM21 110V111H22ZM32 110V109H31ZM36 110V109H35ZM103 110V108L101 109V111ZM105 110V109H104ZM107 110V109H106ZM165 110V109H164ZM164 110H162V112H164ZM213 110V109H212ZM218 111V113H220L221 111H223V109L221 111ZM228 110V109H227ZM236 110V109H235ZM5 111V110H4ZM7 111V110H6ZM16 111V110H15ZM20 111V110H19ZM34 111V110H33ZM111 111V110H110ZM179 111V110H178ZM177 111V112H178ZM188 111V109H187ZM217 111V110H216ZM215 111V112H216ZM229 111V110H228ZM247 111V110H246ZM3 112V110H2ZM23 112V111H22ZM29 112V111H28ZM37 112V110H36ZM36 112L34 114H36ZM40 112V111H39ZM170 112V111H167V113ZM174 112V111H173ZM172 112V114H173ZM176 112V113H177ZM183 112V110H182ZM181 112V113H182ZM208 112V110H207ZM206 112V113H207ZM213 112V113H215ZM225 112V111H224ZM237 112V110H236ZM6 113V112H4ZM19 113V112H18ZM105 113H107L105 111ZM104 113V114H105ZM109 113V112H108ZM107 113V115L109 116V114ZM113 113V112H112ZM110 113V114H112ZM115 113V111H114ZM118 113V112H116ZM115 113V114H116ZM165 113H166V110H165ZM166 113V114H167ZM180 113V112H179ZM185 113V112H183ZM205 113V114H206ZM209 113V112H208ZM212 113V114H213ZM233 113V112H232ZM242 113V112H241ZM247 113V112H245ZM29 115H31L30 113H28ZM42 114V113H41ZM51 114V113H50ZM102 114V113H101ZM114 114V115H115ZM120 114V113H119ZM118 114V115H119ZM164 114V113H163ZM188 114V112H187ZM204 114V115H205ZM210 114V113H209ZM208 114V116H209ZM229 114V113H228ZM249 114V113H248ZM22 115V114H21ZM33 115V114H32ZM31 115V117H32ZM113 115V116H114ZM175 115V114H174ZM173 115V116H174ZM179 114H177L178 116ZM183 115V114H182ZM185 115V114H184ZM188 114V117L190 116ZM215 115V114H213ZM224 115V114H223ZM236 115V114H235ZM251 115V114H250ZM19 116H20V113H19ZM18 116V117H19ZM24 116V114H23ZM35 116V115H34ZM111 116V115H110ZM168 116L171 117V114H169ZM176 116V115H175ZM187 116V115H185ZM212 116V115H210ZM216 116V115H215ZM219 116V115H218ZM225 116V115H224ZM239 116V115H238ZM249 116V115H248ZM5 117V116H4ZM9 117V115H8ZM11 117V116H10ZM21 117V116H20ZM26 117V116H24ZM116 117V115H115ZM120 117V116H119ZM123 117V118H124ZM166 117V116H165ZM164 117V122H165V119L167 118H170V117H167L165 118ZM179 117V116H178ZM177 117V118H178ZM182 117V116H181ZM187 117V118H188ZM205 117V116H204ZM214 117V116H212ZM227 117V116H226ZM225 117V118H226ZM234 117V116H233ZM247 117V116H246ZM256 117V116H255ZM13 118V117H12ZM30 118V117H29ZM28 118V119H29ZM33 118V117H32ZM110 118V117H109ZM108 118V121H110V119ZM174 117L175 121H177L178 119ZM198 118V119H199ZM223 117V119H225ZM35 119V118H34ZM33 119V120H34ZM38 118H36L37 120ZM44 119V118H43ZM115 119V118H114ZM119 119V118H118ZM117 119V120H118ZM171 119V118H170ZM177 119V120H176ZM181 119H184V117H182ZM189 119V118H188ZM197 119V118H196ZM202 119V118H201ZM205 119V118H203ZM202 119V120H203ZM210 119V118H209ZM208 119V120H209ZM212 119V118H211ZM217 119V118H216ZM230 119V118H229ZM8 120V119H7ZM13 120V119H12ZM18 120V119H17ZM26 120V119H25ZM123 120V119H122ZM152 120V119H151ZM187 120V119H186ZM194 120V119H193ZM200 120V127L203 128V126L201 124L204 123V121ZM207 120V119H206ZM213 120V119H212ZM210 120V121H212ZM222 120V119H221ZM226 120V119H225ZM231 120V119H230ZM236 120V119H235ZM234 120V121H235ZM238 120V119H237ZM242 120V119H241ZM28 121V120H27ZM31 121V119H30ZM38 121V120H37ZM116 122V119L114 120ZM167 121V120H166ZM173 121V120H172ZM181 121V120H179ZM177 121V122H179ZM188 121V120H187ZM186 121V122H187ZM190 121V120H189ZM198 121V120H197ZM196 121V122H197ZM214 121L213 120L212 124L209 123V125L211 124L213 126L214 124ZM217 121V120H216ZM248 121V120H247ZM105 122V121H104ZM153 122H154V119H153ZM195 122V121H194ZM199 122V121H198ZM197 122V124H199ZM222 122V121H221ZM225 122V121H224ZM229 122V121H228ZM226 122V124L228 123ZM20 123V122H19ZM112 123V122H111ZM109 123L108 125L110 126ZM118 123V122H117ZM116 123V124H117ZM157 123V122H155ZM170 123V120L169 122ZM167 123V124H168ZM208 123V122H207ZM259 123V122H258ZM257 123V124H258ZM121 124V123H120ZM119 124V125H120ZM126 124V123H125ZM149 124V123H148ZM159 124V122H158ZM162 124V123H161ZM164 124V123H163ZM166 124V125H167ZM173 124V123H171ZM171 124L169 126H171ZM177 124V123H175ZM180 124V122L178 123ZM182 124V123H181ZM184 124V122H183ZM190 124V123H188ZM187 124V125H188ZM193 124V123H192ZM206 123H204L205 125ZM216 126L218 123H216ZM214 124V125H215ZM232 125H234L231 121ZM106 125V123H105ZM112 125H114L112 123ZM123 125V124H122ZM195 125V124H194ZM107 126V125H106ZM117 126V125H116ZM150 126H152L150 124ZM149 126V127H150ZM155 126V125H153ZM165 126V124H164ZM168 126V125H167ZM184 127V125H182ZM191 126V125H190ZM197 126V125H196ZM197 126V127H199ZM215 126V127H216ZM223 126V125H222ZM222 126H221V129H222ZM227 126V125H226ZM225 126V127H226ZM229 126V125H228ZM227 126V127H228ZM231 126V125H230ZM229 126V127H230ZM235 126V125H234ZM234 126H231L234 128ZM30 127V126H28ZM108 127V126H107ZM120 127V126H118ZM131 127V126H130ZM160 127V126H159ZM174 127V125L172 126V128ZM186 127V126H185ZM195 126H193L194 128ZM196 127V128H197ZM208 127V126H207ZM206 127V128H207ZM211 127V126H210ZM209 127V128H210ZM224 127V128H225ZM230 127V128H231ZM236 128L238 126H235ZM31 129L32 126L30 127ZM113 128V127H112ZM129 128V127H128ZM127 128V130H128ZM135 128V127H134ZM154 128V127H152ZM151 128V129H152ZM155 128L158 129V127L156 126ZM154 128V129H155ZM164 128V127H163ZM166 128V127H165ZM177 128V127H176ZM175 128V129H176ZM192 128V127H191ZM30 129V130H31ZM108 129V128H107ZM114 129V128H113ZM112 129V130H113ZM117 129V128H116ZM123 129V128H122ZM121 129V130H122ZM132 129V128H131ZM174 129V128H173ZM185 129V128H183ZM181 129V130H183ZM199 129V128H198ZM208 129V128H207ZM214 129V128H213ZM218 130V128H216ZM228 129V128H227ZM240 129V128H237V130ZM19 130V129H18ZM118 130V129H117ZM130 130V128H129ZM147 129H144L143 131H146ZM149 130V129H148ZM147 130V131H148ZM153 130V129H152ZM168 130H170L168 128ZM180 130V131H181ZM194 130V129H193ZM200 130V129H199ZM202 130V129H201ZM203 130H206L203 128ZM226 130V129H225ZM230 130V129H228ZM227 130V131H228ZM234 130V129H233ZM260 130V129H259ZM29 131V130H28ZM62 131V130H61ZM120 131V130H119ZM133 131V130H132ZM131 131V132H132ZM151 131V130H150ZM163 131V129H162ZM166 131V130H165ZM170 131H173V130H170ZM177 131V130H175ZM186 132V130H184ZM184 131H183V134H184ZM189 131V129H188ZM198 130H194V132H196ZM213 131L212 129H210V132ZM224 131V130H223ZM236 131V130H235ZM240 131V130H238ZM243 131V130H242ZM247 131V130H246ZM118 132V131H117ZM133 132H136L135 130ZM132 132V133H133ZM155 132V130H154ZM153 132V134H155ZM160 132V131H159ZM179 132V131H178ZM192 132V131H190ZM192 132V133H194ZM200 132V131H198ZM197 132V133H198ZM203 131H201V136L203 135L202 134ZM209 132V133H210ZM220 132V131H219ZM217 132V133H219ZM231 132V131H229ZM24 133V132H23ZM64 133V132H63ZM62 133V134H63ZM112 133V132H111ZM123 133V132H122ZM131 133V134H132ZM140 133V134H141ZM161 133V132H160ZM164 133H168V132H164ZM163 133V134H164ZM188 133V132H187ZM205 133H207V130L205 131ZM215 133H216V130H215ZM215 133L212 134L215 135ZM225 133V132H224ZM223 133V134H224ZM233 133V132H232ZM237 133V132H236ZM249 133V132H247ZM246 133V134H247ZM254 133V132H253ZM257 133V132H256ZM45 134V133H44ZM65 134V133H64ZM106 134V133H105ZM116 134V133H115ZM130 134V135H131ZM139 134V135H140ZM150 134V133H149ZM171 133H169L170 135ZM181 134V132H180ZM190 134V133H189ZM195 134V133H194ZM220 134V133H219ZM227 134V132L225 133V135ZM229 134V133H228ZM234 134V133H233ZM232 134V136H233ZM250 134V133H249ZM252 134V133H251ZM46 135V134H45ZM44 135V136H45ZM108 135V134H107ZM129 135L128 138H131ZM133 135V134H132ZM136 135V134H134ZM159 135V133H158ZM156 135V136H158ZM162 135V134H161ZM166 135V134H165ZM168 135V136H169ZM173 135V133H172ZM170 135V136H172ZM188 135V134H187ZM186 135V137H188ZM192 134H190L191 136ZM198 135V134H196ZM206 135V134H205ZM236 135V134H235ZM263 135V134H262ZM47 136V135H46ZM92 136V135H91ZM99 136V135H98ZM143 136V134H142ZM141 136V137H142ZM151 136H153L151 134ZM166 136V137H168ZM169 136V137H170ZM181 136V135H179ZM184 136V135H183ZM194 136V135H193ZM200 136V135H199ZM200 136V137H201ZM220 136V135H219ZM223 138V135H221ZM231 136V137H232ZM251 136V135H250ZM254 136V135H253ZM258 139H259V136L260 135H255ZM255 136H254V139H255ZM89 137V136H88ZM97 137V136H96ZM134 137V136H133ZM138 137V136H137ZM136 137V138H137ZM162 137V136H161ZM197 136H195L196 138ZM204 137V136H203ZM213 137V136H212ZM216 137V136H215ZM236 137L238 138V136L236 135ZM246 137V135H245ZM42 138V137H41ZM135 138V137H134ZM150 138V137H149ZM173 138V137H172ZM185 138V137H184ZM198 138V137H197ZM211 138V137H210ZM218 138V137H217ZM220 138V139H221ZM226 138V137H225ZM225 138H223L225 140ZM229 138H230V135H229ZM227 138V139H229ZM234 138V137H233ZM251 138V137H250ZM253 138V137H252ZM251 138V139H252ZM257 138L255 139V141L257 140ZM29 139V138H28ZM78 139V138H77ZM100 139V137H99ZM102 139V138H101ZM143 139V138H141ZM141 139H139L141 141ZM155 139L157 140V137H155ZM161 139V138H160ZM159 139V140H160ZM165 138L161 139L164 141ZM168 139V138H167ZM183 139V138H182ZM186 139V138H185ZM183 139L182 141L185 142ZM190 139V138H189ZM199 139V138H198ZM202 139V142H203V138L201 137ZM214 139V138H212ZM226 139V140H227ZM231 139V138H230ZM243 140V143L246 142V145L249 146V143H247V141H244L243 138H240ZM240 139H237V140H240ZM31 140V139H30ZM128 140V139H127ZM130 140V139H129ZM132 140V139H131ZM130 140V141H131ZM134 140V139H133ZM137 140V139H136ZM145 140V139H144ZM158 140V141H159ZM169 140V139H168ZM177 140V139H176ZM175 140V141H176ZM181 140V139H180ZM195 140V139H194ZM224 140L222 141L221 139V142H219V145L220 143H224ZM135 141V140H134ZM148 141V140H147ZM151 141V140H150ZM154 141V140H152ZM167 141V140H165ZM164 141V142H165ZM178 141V140H177ZM181 141V142H182ZM187 141V140H186ZM189 141V140H188ZM197 141V139L195 140V142ZM200 141V140H198ZM197 141V145L198 142ZM213 141V140H212ZM252 141V140H251ZM250 141V142H251ZM258 141V140H257ZM108 142V141H107ZM133 142V141H132ZM145 142V141H144ZM155 142V141H154ZM162 141H160L161 143ZM172 142V141H171ZM179 142V141H178ZM190 142V141H189ZM188 142V143H189ZM192 143H194L193 141H191ZM215 142V141H214ZM229 142V141H228ZM237 142V141H236ZM240 142V141H238ZM237 142V143H238ZM262 144H263V141H261ZM191 143V145H192ZM211 143V142H210ZM215 143H218V142H215ZM227 143V142H226ZM226 143L220 146L221 149H219L218 151L221 150L222 153H224L226 151V153L229 151V149L231 148L229 145H227ZM231 143H232V140H231ZM236 143V145H237ZM241 143V142H240ZM239 143V144H240ZM145 144V143H144ZM157 145V143H156ZM195 145V143H194ZM203 145V146H202ZM202 147H204V143H202ZM235 145V143H233V146ZM235 145V146H236ZM242 145V143H241ZM250 145H252V142L250 143ZM91 146V145H90ZM89 146V147H90ZM146 146V145H145ZM175 146V145H174ZM196 146V145H195ZM194 146V147H195ZM216 146V145H215ZM240 146V145H239ZM257 146V145H256ZM254 146V147H256ZM262 146V145H261ZM110 147V146H109ZM201 147V148H202ZM208 147V143H207V146L204 147V148H207ZM219 147V146H218ZM230 147V148H229ZM242 147V146H241ZM246 147V146H245ZM253 147V145H252ZM251 147V148H252ZM253 147V148H254ZM259 147V146H258ZM1 148V147H0ZM4 148V147H3ZM97 148V147H96ZM112 148V147H111ZM151 148V147H150ZM157 148V147H156ZM161 148V147H160ZM197 148V146H196ZM198 148H200L198 146ZM220 148V147H219ZM239 148V147H238ZM252 148V150H253ZM89 149V148H88ZM95 149V148H94ZM142 149V148H141ZM207 149H210V148H207ZM205 149V150H207ZM212 149V148H211ZM215 149V148H214ZM255 149V148H254ZM258 149V152L260 151L259 149L260 148H256ZM132 152H133V149H131ZM130 150V151H131ZM139 150V149H138ZM88 151V150H87ZM95 151V150H94ZM199 151V149H198ZM204 151V150H202ZM215 151V150H214ZM213 151V152H214ZM236 151V150H235ZM256 151V150H255ZM1 152V151H0ZM98 152V151H97ZM138 152V151H136ZM142 152V151H141ZM207 152V151H205ZM204 152V153H205ZM217 152V151H216ZM238 152V151H237ZM257 152V151H256ZM262 152V151H261ZM131 153V152H130ZM140 153V151H139ZM160 153V152H159ZM198 153V152H197ZM201 153V152H200ZM231 153V152H229ZM254 153V152H252ZM89 154V153H88ZM92 154V153H91ZM129 154V153H128ZM143 154V152H142ZM168 154V153H167ZM174 154V153H173ZM202 154V153H201ZM207 154V153H205ZM221 154V153H220ZM232 154V153H231ZM236 154V153H235ZM238 154V153H237ZM246 154V153H245ZM255 154V153H254ZM253 154V155H254ZM87 155V154H86ZM98 155V153H97ZM133 155V154H131ZM140 155V154H138ZM170 155V154H169ZM252 155V156H253ZM95 156V155H94ZM93 156V157H94ZM134 156V155H133ZM198 156V154H197ZM204 158L206 157L205 155H203ZM251 156V157H252ZM6 157V156H5ZM97 157V156H95ZM169 157V156H168ZM175 157V156H174ZM207 157H208V154H207ZM212 156L208 157L209 159H211ZM240 157V156H239ZM250 157V158H251ZM176 158V157H175ZM248 158V157H247ZM254 158V157H253ZM252 158V159H253ZM97 159V158H96ZM133 159V158H132ZM144 159V158H143ZM218 159V158H217ZM216 159V160H217ZM263 159V158H261ZM11 160V159H10ZM9 160V161H10ZM103 160V159H102ZM175 160V159H174ZM231 160V159H230ZM250 160V159H249ZM254 160V159H253ZM256 160V159H255ZM253 161L250 166H251V170H250V173H249V179L250 180V184L252 186V189L251 191L249 192V190L246 189V184H245V181L237 178V176L235 175L236 173H233L232 172V176H230V174L228 173V170H227V173L229 174L230 177H232L230 180L228 179V181L230 182H227V177H229L227 174H219L217 172V169L218 167H216L214 170H212L213 168H210L209 169V161L208 159H205L203 160L201 164V167L202 169L200 170H197L198 171V177H196L194 180H192V183L190 184L189 182H185V177H180V179H182V185H181V188H179L180 190V193H181V201L180 203L181 204H176L174 201H170L171 202V206L170 208L172 209V211L174 212V215H173V212H172V217L171 216H164V219L167 223V226L169 227H174L175 225L176 226H182L181 229L183 230H188V231H192L195 223L198 221H200V224L201 223H204L203 221L205 220H200L198 219L199 217L195 216L193 214V208L195 207V205H197L194 201L196 199H194L193 201L191 202H194L195 205L194 206H191V205H188L189 203H187V201L185 200V195L187 193H190L192 195L193 194V190L197 187V180L198 182H200V189L199 191L201 190H205V192H211L213 193L214 197H226L224 196L225 194H228V199H229V204L230 206L229 207H233L234 210L237 212H234L236 213L235 215H233V212L231 214V211H227L224 212L228 218H230V225H228L229 227L227 228L226 231H224V226L223 227H215L214 229L210 230V227L208 229V224L206 225L207 226V229L209 231H211L210 234H208L210 237L208 238L209 240H207V243H202L203 245L201 246L200 243V248L198 249H201L202 247V252H205L207 255H208V258L209 260L208 261H203V262H198V252L194 251L192 249L191 246H187L186 244H183L181 243L182 241L179 240V235L177 236L176 232H174V234L176 235V248H177V255H178V264H194L195 262L198 264H216L213 262V260L215 261V258L217 256H222V259H224L222 262L220 261V263L218 264H241V260L245 261L247 258L253 256V255H256L258 258L256 260V264H264V237L263 238H259V239H255V240H249V239H245L242 238V235L246 234L248 231H251V232H255L256 228H258V223H260V219H264V190H262V188H260V184L262 182H264L263 180V174L260 175V172L262 173V171H260V166L257 162L259 161ZM8 161V160H7ZM106 161V160H105ZM121 161V160H120ZM137 161V160H136ZM200 161V160H199ZM261 161V160H260ZM264 161V160H263ZM13 162V161H12ZM17 162V161H16ZM29 162V161H28ZM107 162V161H106ZM182 162V161H181ZM180 162V163H181ZM188 162V161H187ZM211 162V161H210ZM247 162V161H246ZM125 163V162H124ZM179 163V164H180ZM190 163V162H189ZM192 163V162H191ZM190 163V164H191ZM199 163V162H197ZM8 164V163H7ZM32 164V163H31ZM123 164V163H122ZM164 164V163H163ZM172 164V163H171ZM178 164V165H179ZM194 164V163H193ZM218 164V163H217ZM216 164V165H217ZM248 164V163H247ZM12 165V164H11ZM181 165V164H180ZM183 165V164H182ZM212 165V164H211ZM210 165V166H211ZM214 165V164H213ZM7 166V165H6ZM28 166V165H26ZM153 166V165H152ZM160 166V165H159ZM185 166V165H184ZM190 166V165H188ZM215 166V165H214ZM262 166V165H261ZM264 166V165H263ZM2 167V166H0ZM11 167V166H9ZM168 167V166H167ZM180 167V166H179ZM194 167V165H193ZM199 166V168H201ZM213 167V166H212ZM241 167V166H240ZM249 167V165H248ZM178 168V167H177ZM190 168V167H189ZM197 168V166H196ZM195 168V169H196ZM263 168V167H262ZM11 169V168H10ZM15 169V168H14ZM13 169V170H14ZM26 169V168H25ZM185 169V167H184ZM192 169V167L190 168ZM198 169V168H197ZM242 169V168H241ZM5 170V169H4ZM9 170V169H8ZM27 170V169H26ZM45 170V169H43ZM162 170V169H161ZM181 170V169H179ZM183 170V169H182ZM189 170V169H188ZM194 170V169H193ZM230 170V169H229ZM239 170V169H238ZM264 170V169H263ZM41 171V170H40ZM46 171V170H45ZM49 171V170H48ZM196 171V172H197ZM234 171V170H233ZM1 172V171H0ZM3 172V171H2ZM2 172L0 174H2ZM16 172V171H15ZM51 172V171H50ZM160 172V171H159ZM174 172V171H173ZM181 173V171H179ZM184 172V171H183ZM182 172V173H183ZM187 172V171H186ZM223 172V171H222ZM221 172V173H222ZM231 172V170H230ZM240 172V171H239ZM4 173V172H3ZM8 173H11V172H8ZM7 173V174H8ZM45 173V172H44ZM163 173V172H162ZM165 173V172H164ZM163 173V174H164ZM178 173V172H177ZM181 173V174H182ZM190 173V172H188ZM193 173V172H192ZM6 174V172H5ZM5 174H2V175H5ZM6 174V175H7ZM14 174V173H13ZM17 174V173H16ZM22 174V173H20ZM32 174V173H31ZM36 174V173H35ZM51 174V173H50ZM126 174V173H125ZM161 174V172H160ZM159 174V175H160ZM167 174V172L165 173ZM164 174V175H165ZM239 174V173H238ZM243 174V173H242ZM247 174V173H246ZM245 174V175H246ZM5 175V176H6ZM12 174H10L11 176ZM38 176V174H36ZM163 175V176H164ZM169 175V174H168ZM167 175V176H168ZM172 175V173H171ZM170 175V176H171ZM176 175V174H175ZM173 175V176H175ZM183 175V174H182ZM191 176V173L189 174ZM192 175H195L192 174ZM1 176V175H0ZM9 175H7L8 177ZM16 176V175H15ZM27 176V175H25ZM33 176V175H32ZM31 176V177H32ZM129 176V175H128ZM171 176V177H173ZM181 176V175H180ZM186 176V174H185ZM243 176V175H242ZM22 177V176H20ZM30 177V178H31ZM192 177V176H191ZM192 177V178H194ZM17 178V177H16ZM23 178L25 177H22V179H19V180H15L14 181H10L9 179H5L2 177H0V264H65V262H67L68 258L65 259L64 256L66 255V247L67 244H68V241H69V235H70V230L69 228L67 227V222H69V216H68V211L66 209V207L64 208H61L60 206H58V209L59 207L62 209L58 214V216L55 215V209L53 211V208H55L54 206H52L54 204V202L51 204V199L47 197L46 200L44 201H40L38 196H39V193H38V189H37V185L33 182V180H23ZM28 178V179H30ZM39 178V177H37ZM163 178V177H161ZM174 178V177H173ZM171 178V180L173 179ZM244 178V177H242ZM35 179V178H34ZM47 179V178H46ZM188 179H191V178H188ZM187 179V180H188ZM12 180V179H11ZM44 180V179H43ZM129 180V179H128ZM176 180V179H175ZM179 180V179H178ZM177 180V181H178ZM38 181V180H37ZM127 181V180H126ZM174 181V180H173ZM172 181V182H173ZM180 181V180H179ZM191 182V180H189ZM39 182V181H38ZM40 182H41V179H40ZM66 182V181H65ZM168 183V182H167ZM177 183V182H176ZM44 184V183H43ZM173 184V183H172ZM171 184V185H172ZM41 185V184H40ZM39 185V187H40ZM47 185V184H45ZM65 185V184H64ZM167 185V184H166ZM132 186V185H130ZM135 186V185H134ZM168 186V185H167ZM176 186V184H175ZM66 187V186H65ZM166 187V186H165ZM169 187V186H168ZM174 187V186H173ZM43 188V187H42ZM176 188V187H175ZM188 188V190H187ZM199 188V187H198ZM197 188V189H198ZM237 188H239V191L241 192L240 194V199L236 200L234 198V194H236L238 192ZM248 188V187H247ZM132 189V188H131ZM173 189V188H171ZM178 189V187H177ZM41 190V189H40ZM186 191V193L184 194V192ZM43 191V190H42ZM139 191V190H138ZM167 191V190H166ZM169 191V189H168ZM195 191V190H194ZM41 192V191H40ZM65 192V191H64ZM137 192V191H136ZM174 192V191H173ZM176 192V190H175ZM198 192V191H197ZM49 193V192H48ZM165 193V192H164ZM170 193V192H169ZM51 194V192H50ZM142 194V193H141ZM184 194V196H183ZM203 197L205 196L204 192L202 193ZM46 196V194H44ZM172 195H174L172 193ZM207 195V194H206ZM169 196V195H168ZM201 196V195H200ZM41 197V196H40ZM43 197V196H42ZM175 197V196H174ZM174 197H171V199H173ZM179 197V196H178ZM196 197V196H194ZM188 198H190V196H188ZM198 198V196H197ZM50 199V200H49ZM213 199V197H212ZM188 200V199H187ZM208 200V199H207ZM218 200H220L218 198ZM54 201V200H53ZM178 201V200H177ZM197 201V200H196ZM224 201V200H223ZM169 202V203H170ZM202 202V201H201ZM154 203V202H153ZM193 203V204H194ZM227 203V204H228ZM200 204V203H199ZM228 204V205H229ZM149 205L148 207H151L153 206L152 203H149L147 204ZM113 206V205H112ZM203 206V205H202ZM53 207V208H52ZM199 207V206H198ZM198 207L196 206V208L198 209ZM57 208V207H56ZM157 208V207H156ZM178 208L181 209L182 212H178ZM146 209H147V206H146ZM60 210V209H59ZM105 210V209H104ZM154 210V209H153ZM232 210V209H231ZM233 210V211H234ZM159 211V210H158ZM194 211H197L196 209ZM57 212V211H56ZM223 213V214H224ZM99 214V213H97ZM159 214V213H158ZM210 214V213H208ZM212 214V213H211ZM221 214V213H220ZM98 216V215H97ZM158 216V215H157ZM57 217L59 219H57ZM108 217V216H107ZM111 217L114 219L115 215H111ZM213 217V216H212ZM214 217H217L214 215ZM213 217V218H214ZM226 218V216H225ZM68 221H67V220ZM107 221V224L104 228L108 227L107 231L104 233L105 235H111L113 236V233L111 232V229H113L114 225H116L115 221H113L112 219L110 220L109 218H106L105 219ZM115 220V219H114ZM228 219L226 218V221ZM115 222V223H114ZM212 222V221H211ZM214 222V221H213ZM262 222V221H261ZM102 223V222H101ZM101 223H99V225H101ZM215 223V222H214ZM222 223V222H221ZM227 223V222H226ZM199 225V223H197ZM197 224H196V228H197ZM103 225V224H102ZM105 225V224H104ZM124 225H125V222H124ZM205 225V223H204ZM221 225V224H220ZM261 224H259L260 226ZM69 226V225H68ZM84 226V225H83ZM126 226V225H125ZM166 226V227H167ZM213 226V225H212ZM216 226V225H215ZM262 226V225H261ZM260 226V227H261ZM80 227V226H79ZM101 227V226H99ZM263 227V226H262ZM70 228H71V225H70ZM75 228V226H74ZM77 228V227H76ZM200 228V227H199ZM198 228V229H199ZM264 228V227H263ZM100 229V228H99ZM197 229V230H198ZM206 228L204 226H201V229H200V232H198L199 234L202 232L207 234ZM261 229V228H260ZM73 230V228H72ZM258 231V230H256ZM72 232V231H71ZM194 232V231H193ZM261 232V230H260ZM74 233V232H72ZM78 233V232H77ZM102 233V232H101ZM120 233V232H119ZM190 233V232H188ZM209 233V232H208ZM249 233V232H248ZM247 233V235H248ZM258 233V232H257ZM76 234V233H75ZM203 234V235H205ZM261 234V233H260ZM202 235V236H203ZM208 235H205V237ZM254 235V234H253ZM70 236H73V235H70ZM201 236V235H200ZM255 236V235H254ZM206 237V238H207ZM204 238V237H203ZM252 238V237H251ZM254 239V238H253ZM117 240V239H116ZM71 242V241H69ZM188 243V242H187ZM86 244V243H85ZM192 244V243H191ZM190 244V245H191ZM195 244V243H194ZM193 245V244H192ZM197 245V244H196ZM70 246V245H69ZM87 246V244H86ZM75 247V246H74ZM80 247V246H79ZM83 247V246H82ZM93 247V246H92ZM90 247V248H92ZM115 247V246H114ZM197 247V246H196ZM70 248V247H69ZM73 248V247H72ZM89 248V247H88ZM106 248V247H105ZM71 249V248H70ZM69 249V250H70ZM103 249V248H102ZM116 249V248H115ZM106 250V249H105ZM109 250V249H108ZM111 250V249H110ZM109 250V251H110ZM73 251V250H72ZM113 251V249H112ZM116 251V250H115ZM58 252V256L59 258L61 259H55L56 257H58L56 255V253ZM71 252V251H70ZM78 252V251H77ZM89 252V251H88ZM97 252V250H96ZM100 252V251H98ZM201 252V251H200ZM69 253V252H68ZM76 253V251H75ZM102 253H104L102 251ZM101 253V254H102ZM108 253V252H107ZM112 253V252H111ZM115 253V252H114ZM204 253V254H205ZM89 254V253H88ZM110 254V253H109ZM202 254V253H201ZM56 255V257H55ZM69 255H71L69 253ZM77 255V254H76ZM92 255V254H91ZM96 255V254H95ZM99 257L100 254L98 253L97 254ZM112 255V256H111ZM110 256L113 257V253L111 254ZM75 256V255H74ZM85 256V255H84ZM109 256V255H108ZM106 256V257H108ZM109 256V257H110ZM116 256V255H115ZM204 256V255H203ZM55 257V258H54ZM67 257V256H66ZM91 257V256H90ZM229 258V260H228ZM106 259V258H104ZM103 259V260H104ZM109 259V258H108ZM221 260V259H220ZM255 260V259H254ZM83 261V260H82ZM106 261V260H104ZM113 262V258H111V260H108V264H111ZM216 262V261H215ZM253 262V261H251ZM255 262V261H254ZM84 264V263H83ZM246 264V263H245Z\"/></svg>",
    "mask_w": 264,
    "mask_h": 264
}]
</instances>
